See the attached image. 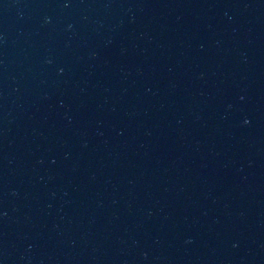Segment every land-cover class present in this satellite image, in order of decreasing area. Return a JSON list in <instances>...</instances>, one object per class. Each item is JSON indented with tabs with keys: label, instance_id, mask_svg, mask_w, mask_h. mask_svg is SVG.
I'll use <instances>...</instances> for the list:
<instances>
[{
	"label": "water",
	"instance_id": "water-1",
	"mask_svg": "<svg viewBox=\"0 0 264 264\" xmlns=\"http://www.w3.org/2000/svg\"><path fill=\"white\" fill-rule=\"evenodd\" d=\"M0 264H264V0H0Z\"/></svg>",
	"mask_w": 264,
	"mask_h": 264
}]
</instances>
